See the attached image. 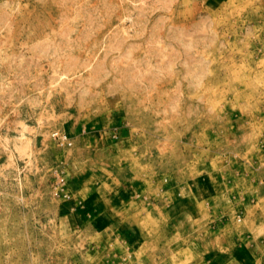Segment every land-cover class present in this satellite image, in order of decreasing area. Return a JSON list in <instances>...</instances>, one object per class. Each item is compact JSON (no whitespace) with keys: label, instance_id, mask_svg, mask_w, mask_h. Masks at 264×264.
I'll list each match as a JSON object with an SVG mask.
<instances>
[{"label":"rangeland","instance_id":"obj_1","mask_svg":"<svg viewBox=\"0 0 264 264\" xmlns=\"http://www.w3.org/2000/svg\"><path fill=\"white\" fill-rule=\"evenodd\" d=\"M0 264H264V0H0Z\"/></svg>","mask_w":264,"mask_h":264}]
</instances>
